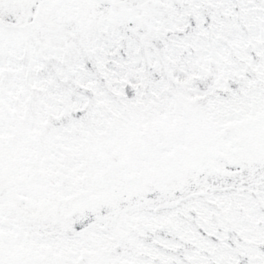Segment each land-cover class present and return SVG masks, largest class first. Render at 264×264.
<instances>
[{
	"label": "snow or ice",
	"instance_id": "snow-or-ice-1",
	"mask_svg": "<svg viewBox=\"0 0 264 264\" xmlns=\"http://www.w3.org/2000/svg\"><path fill=\"white\" fill-rule=\"evenodd\" d=\"M0 264H264V0H0Z\"/></svg>",
	"mask_w": 264,
	"mask_h": 264
}]
</instances>
